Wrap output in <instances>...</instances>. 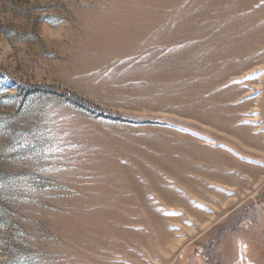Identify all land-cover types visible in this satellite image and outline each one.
Segmentation results:
<instances>
[{"label":"rangeland","instance_id":"obj_1","mask_svg":"<svg viewBox=\"0 0 264 264\" xmlns=\"http://www.w3.org/2000/svg\"><path fill=\"white\" fill-rule=\"evenodd\" d=\"M0 264H264V0H0Z\"/></svg>","mask_w":264,"mask_h":264}]
</instances>
